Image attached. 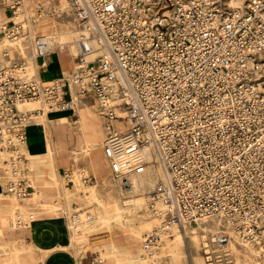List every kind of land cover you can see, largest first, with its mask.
I'll list each match as a JSON object with an SVG mask.
<instances>
[{"label": "built area", "instance_id": "1", "mask_svg": "<svg viewBox=\"0 0 264 264\" xmlns=\"http://www.w3.org/2000/svg\"><path fill=\"white\" fill-rule=\"evenodd\" d=\"M34 1L31 22L49 5ZM65 1L81 28L77 54L68 74L44 82L30 71V60L46 56L50 42L37 35L30 55L2 46L30 29L18 21L25 0H0L6 14L0 25L3 190L18 199L34 193L21 166L22 146L27 124L45 108L18 104L41 100L66 108L92 91L111 174L128 185L150 162L145 147L165 171L148 203L165 217L143 233L142 255L153 257L152 247L172 223L212 217L244 242L264 246V0H233L234 7L228 0ZM69 80L77 86L74 97L65 95ZM64 177L73 183L68 169ZM81 218L77 210L71 221ZM9 222L27 225L21 215ZM208 240L222 247L229 236L214 233ZM204 254L209 264H234L228 253ZM94 259L91 264H102Z\"/></svg>", "mask_w": 264, "mask_h": 264}, {"label": "bare ground", "instance_id": "2", "mask_svg": "<svg viewBox=\"0 0 264 264\" xmlns=\"http://www.w3.org/2000/svg\"><path fill=\"white\" fill-rule=\"evenodd\" d=\"M44 1H45V3H49V4L52 3L53 4L54 11H55L54 14H55V18H56L55 20H51L50 18L45 17L43 19L41 25H40V31L39 32L42 34H39V35H44L46 37V39L51 44V49H50L49 53L47 54V56H49L50 53L55 54L56 52L57 53L58 52L59 53L67 52L68 54H71V56H72L71 62H73V58L77 54L76 41H77V39L81 33V28L77 24L78 28L76 27V29H75V25L73 24L74 18L70 14V12L68 11L67 3L65 0H60V3H57V4L53 0H44ZM227 4L229 7H234L238 4V2L233 1V0L232 1L228 0ZM0 5H1V3H0ZM34 6H35L34 0H25L23 10H21L22 12L19 13V16H18V17L22 16V18L18 21H21L23 25L26 22H27V24L32 23V22L30 23V21H29V15H30V13L32 15L33 10H34ZM23 17L25 19H23ZM38 21H40V20H38ZM28 35H30L31 37H34L32 44H31L32 45V52H33L36 35L32 29V26H31V32ZM28 35L21 36L17 40L3 42V43H1V45L2 46L3 45L8 46L10 49H11V47L15 48L11 44L19 42L22 38L27 37ZM93 43L95 44V41ZM101 51H102L101 49H98L97 53L93 54L91 56V58H94L95 55L99 54ZM38 57H41V56L33 55L31 57L30 71L34 72L35 75L39 79L47 80V78H44V76L50 71L51 68H50V66L49 67L48 66H41V65L36 66V62H34V59L38 58ZM41 58L43 60V57H41ZM42 63L45 64L44 61ZM34 64H35V67H34ZM51 66H52V64H51ZM39 67L40 68L42 67V68L39 69ZM37 73H38V75H37ZM49 78H51V77H49ZM44 82H49V81H44ZM64 87L66 90V93H65L66 97H74L73 89H75V91H76L77 86L75 84H73L72 81L69 80V82H66L64 84ZM77 101H78V97H75L73 104L70 107H66V108H49V107L45 106L41 100L22 101L18 104V107L20 109H27V108H34V107L43 106L45 108L44 114L38 120L42 119L47 114V118L45 117L44 119L38 121V124L36 123V125H38V130H37V133L35 134V136L33 138V141H34V144L36 146H38V147L44 146L45 147V156H44L43 161L49 162L51 171L54 174V176H52V177H55V179L53 178V181H48L47 178L51 175L47 174V172L43 169L42 164L40 165V167L37 168V171H36L37 176L35 177V181L38 183L34 182L32 179H30L27 176L31 180L32 184L37 188L36 193L38 196H37L36 201L38 203L41 202V204H45V205H48L50 207V210L43 212L42 214H39V215H34L33 219H40L43 217H47V216L56 214L59 211L58 209H63V207L60 206L59 204L45 202L44 200H42V198H41L42 195L40 194L41 193L40 189H42L44 187L49 188V187H59L60 186L59 189L63 188V182L58 179L55 162H58V163L59 162H67L71 159H73L74 162H77L81 155H87L91 159L90 160L91 163H93V165L97 169H99L101 166V159H103L102 157L104 155V154H102L103 134L95 126L96 119H97L96 118L97 117L96 105L95 104H88L86 101L82 100L81 105H79V107L76 109V111L80 114L79 118H77L75 120H71V121H66V119H61L58 116V114L69 113L71 111H68V110L75 109L77 106ZM52 114H56V116L52 117L49 120L48 117L51 116ZM98 115H99V113H98ZM34 120H36V119H34ZM34 120L30 121L26 126L27 137H26V141L24 143V145H25L24 153H25L26 160H27L26 163L30 169H31V167H33L34 163L36 162L35 158H33L34 154L32 152H30L31 150H29V148L31 146V145L29 146V144H30L29 142H31V140L29 142H27L28 139L32 138V137H30V138L28 137V131H29L28 127ZM71 125H75V128L72 127ZM23 146H22V149H23ZM31 147L33 150L34 145ZM34 153H35V151H34ZM144 154L147 156V158L150 161L148 163L145 171L143 173L134 174V175L130 176L128 179V185H126V186L120 185L123 193H125L124 199L122 197V192L120 190H118L116 187L118 178L114 177V181L111 179L110 176L102 179V183L106 186V188L107 187H113V186L115 187V191H116L115 196H116V199L118 200L117 206L120 208V210L122 212H127L128 214H133L134 209L138 208L144 202H147L146 205L148 207V205H149L148 203L153 197V191H154V188H155L157 182L159 180L165 178V171H164L163 166L161 165V162L159 160L157 153L151 147H145L144 148ZM104 157H106V156L104 155ZM24 158L22 161H24ZM106 159H107V157L105 158V160ZM106 162L108 165V163H109L108 159L106 160ZM85 175H86L85 173H81V181L83 182V184L82 183L81 184L86 185L84 190H87V192L92 190L91 191V195H92V192L96 190L97 186L84 184L85 183V181H84ZM119 182H120V180H119ZM153 185H154V187H153ZM34 197H35V190H34L33 196L31 195L30 197H28V199H30V201H32L34 199ZM95 200H96V198H95ZM10 201L12 202L11 211H13L16 208V206L20 207V209H21L22 204H16L13 201V199ZM78 204H80V203L74 202L72 204L73 208H75V212H76L77 208H78V210H79V208H81V206L77 207ZM83 204H81V205H83ZM148 212L151 215L160 219L161 222L163 221V219L165 217V213H163V212H151L149 210V208H148ZM23 214H24L23 218L27 222V214L25 212ZM73 214H74V212L71 214V217ZM111 216L112 215H110V214H105L103 216H100V220L101 221L104 220L107 222V221H109V218ZM71 217H70V220H71ZM84 217H86V215ZM15 218L16 217H14L13 219H9V221L14 220ZM111 218H113V217H111ZM115 218H118V214L115 215ZM115 218H113V219H115ZM9 221H8V223H9L10 228L12 230H14V228L18 226L17 223L14 222V224H13V223H10ZM210 221L215 222L216 227L213 225H212V227H208L207 225L210 223ZM82 222H84V221L77 222V223L75 222L76 226L77 227L80 226L82 224ZM103 222H101V223H103ZM161 222L159 223V225L161 224ZM159 225H157L153 229L157 228ZM3 226L4 225L0 221V230L2 231V233L4 235V234H6V232H4ZM189 226H191V227L194 226V230L189 228ZM30 227H31V223H29V228ZM153 229H151V230H153ZM197 230H199V234L197 232H195ZM115 232H116V230L115 231H109V230L107 231L108 235H112ZM123 233L128 235L133 240H139L138 238H141V236L138 234L131 235V233L124 231V230H123ZM214 233H225V234H227L229 236L228 243L223 245L222 247L217 245V244L210 243L208 240V237ZM164 234H165L164 238H166V235H168L169 237L176 238L178 241H181L184 244V247L186 248L187 253L191 254L193 264H197V258L194 255V252L197 254H200L199 253V251H200L199 250L200 249L199 241H200V246L202 248L203 253H207V252L228 253L233 258L234 264H236V258H235V254H234L235 252L233 250V246H235V244H238V245L241 244L244 248H249V249L250 248H252V249L258 248L260 253H264V246H262L260 244L256 245V244H249L247 242H244L241 239V237L231 228V226L229 224L223 222L221 219H219L217 217L203 218V219L197 220V222H184V223H176L175 222V223H172L168 227V229L164 232ZM70 238H71L72 242H74V240L76 239L75 237H73L71 235H70ZM160 244H161V242H160ZM189 244L192 246L194 252L191 250V247ZM156 245L157 244H155L152 247L151 253L153 252V249L156 247ZM63 246H66V245H63ZM19 251H20L19 253H15L16 254V264H22V259H21L20 254L26 252V250H24V249H20ZM140 257L142 260L151 259V258H147L146 256L142 255V249H141ZM204 257H205V261L207 262L205 254H204ZM154 258H157V259L154 260ZM159 259H160V256L158 254H156L155 257H153L152 261H150V264H160ZM167 264H173V263L167 262ZM182 264H189V263L183 262ZM207 264H209V263L207 262ZM256 264H264V260L263 261H256Z\"/></svg>", "mask_w": 264, "mask_h": 264}, {"label": "rangeland", "instance_id": "3", "mask_svg": "<svg viewBox=\"0 0 264 264\" xmlns=\"http://www.w3.org/2000/svg\"><path fill=\"white\" fill-rule=\"evenodd\" d=\"M53 1L56 2V4L60 3V0H53ZM51 4L47 5L48 8H47V12L45 14L46 16L44 15L42 18H39L38 20H40V21H38V20L34 21V22L32 21V23H31V20H30L31 24H28V26H27V27H29L30 32H31V26H32V29H33L35 35H38L40 33L39 32L40 31V25H41V23L45 17L46 18L48 17L51 20L56 19L55 14H54L55 13L54 6H53V4L52 5ZM0 7L3 8L1 5H0ZM30 15H31V13H30ZM5 16H6V14H5ZM21 18H22V16L18 17L19 20ZM73 24L75 25V29H76V27L78 28L77 23L74 19H73ZM30 32H29V34H30ZM28 36L22 38L17 43L11 44L15 47V48L11 47V51L14 53H23V54L27 53L30 55L32 53V45H31V43H29L27 41ZM0 47H2V46H0ZM68 56H69V58H72L71 54H68ZM34 67H35V64H34ZM37 75H38V73H37ZM49 80L50 79H47L45 81H49ZM85 99H86V102L88 104L97 105V102L94 99V95H93L92 91H89V93L86 95ZM96 108H97V106H96ZM69 115H70L69 116L70 120H73V119H76L79 117L78 113H75V112L70 113ZM97 115H98V112H97ZM38 119L34 120L31 123V125L29 126L28 137L29 138L32 137V138L27 140V142H29L31 140V142H29L30 143L29 146L34 145L33 150H32L31 146H30L29 150H31L30 152H32L34 154L33 158H35L36 162L34 163L33 167H31V169H30L29 166H27L26 156L24 155L25 158H24V161L21 162V166H22V168H24L26 170L25 171L26 176H28L30 179H32L34 182H36L35 181V177L37 176L36 171H37V168L40 167V165L42 164L43 169L47 172V174L51 175L47 178L48 181H53V178L55 179V177H52V176H54V174L51 171L49 162L43 161L44 156H45V147L44 146L38 147L34 144V141H33V138H34V136L38 130V125H36V123L38 124V121H39ZM100 119H101V121L99 119H97L96 123H95V126L98 129H101L102 127H104V126H102L103 120L101 117H100ZM71 126L75 128V125H71ZM23 151H25V145L23 146ZM34 151H35V153H34ZM102 154H104L103 149H102ZM102 158L103 159H101V166L99 169H97L93 165V163H91V161H90L91 159L87 155H81L77 162H74L73 159H71L67 162H59V163L55 162L58 179L63 182V188L59 189L60 186L59 187H49V188L44 187V188L40 189V192H41L40 194L42 195L41 198H42V200L47 201V202H59V205L62 206L63 209H58L59 211L53 215H57V214L61 213L64 215V217H67V215H70L73 212H75V208L71 207L72 202L80 203L77 205V207L81 206V208H79V211L80 212L82 211L81 212V215H82L81 219H84V220L88 219L89 220L90 218H87L84 216L86 215V211L90 210L92 213L91 218L95 219L94 223H96V225H95L96 228H98L101 224L103 225L101 227L102 229L89 231L85 235L86 237H84V238H88V240H87L88 245L86 247H85L84 243L80 242L79 244H77V250L74 251V253H75V256L77 257V259L79 261H81V264H85V260L90 261L89 264H91V261L95 260L94 258H96V257H99L102 260V264H114L111 256L115 255L116 254L115 252L118 251V245L125 243V241L126 242H128V241L133 242L134 241V243H135L134 247H136L137 249H136L135 253L133 254L134 258H132V261H131V264H132V263H134V260H136V259L139 260V255L141 253V240H142L143 233L150 231L151 229H153L154 227L159 225V223L161 221H160V219L151 215L148 212V208L151 212H153V211L149 206L147 207V205H146L147 202H144L138 208H135L133 214H128L127 212H122L120 210V208L117 206L118 200L116 199V196H115V193H116L115 187L112 185L113 187H107L106 188V186L102 183V179H104L108 176H110L111 179L114 181V176L110 172L109 163H108V168H107V166L105 164L104 156ZM64 169H68L71 172L73 183L67 182L66 178L64 177ZM81 173H85L86 175L90 176V180L87 182L85 181L84 184H89V185H95L96 184V186H97L96 190L92 192V195H91L92 190H90L88 192H87V190H84L86 185H82L83 182L81 181ZM74 178H77V179H75V182H77V180H79L80 184L81 183L82 184L79 185L77 182L76 184H78V187H76V185L74 184ZM5 180H6V178L4 176V172H3L1 165H0V221L4 225L3 226L4 232H6V234L3 235L2 231L0 230V261H1L0 264H15L14 260H13L14 257L16 256L15 253L20 252V251H18V249H24L25 250V248L22 246H19V244H15V242H12V240L14 239L15 234H21L24 231H27V229H29V224L26 226H22V227L17 226L14 228V230H12L9 226V223H8L9 219H13L17 215H21V214H22L21 216L24 217L23 216L24 212L25 213L28 212L29 215H32V216L39 215V214H42L43 212L50 210V207L48 205L41 204V202L38 203L37 201H35L34 204L30 203L27 207H25V209L27 211H22L20 209V207L16 206V208L13 211L7 213V216H6V214L4 213V210L7 211V209L9 208L8 206L10 205V203H9V205L6 203L7 200L13 199V201L16 204L26 205V204H28V202H30V199H28V198L18 199L15 196L6 193L3 190L4 185H5ZM36 183H38V182H36ZM120 185L122 186L121 182H119V180L117 179V186L116 187L118 190H120L122 192V197L124 199L125 193H123ZM154 185H153V187H154ZM34 188H35V190L37 189L35 186H34ZM76 188L79 191V193H77L78 195L73 196V197L68 196L70 190L74 191V190H76ZM79 188L82 191V195L80 194L81 192H80ZM53 192H56V193H53ZM66 194H67V196H66ZM75 198H77V200H75ZM95 198H96V200H95ZM93 199L95 201L92 202ZM55 200H58V201H55ZM82 200L85 202L83 205H81ZM96 202H99L100 205L101 204L102 205L98 207L97 206L98 203H96ZM4 207L6 209H4ZM41 208H45L46 210H41ZM84 209H86V211H84ZM77 210H78V208L76 209V211ZM105 214H110V215H112L111 217H113V218H115V215L118 214V218L113 219L110 217L109 221L106 222L103 220L104 221L103 222L100 220V216H103ZM120 221H123L124 225L122 224L121 226H117V225H119V223H122ZM101 222H103L104 224ZM212 225L216 227V223L211 222V221L207 226L212 227ZM72 227H77L76 223H74V225H72ZM189 228L194 230V226L193 227L189 226ZM108 230L109 231H115L116 230V232L113 233L112 235H108V233H107ZM123 230L127 231L129 233H132V234H138L141 236V238L139 240H133L128 235L123 233ZM94 232H96V233H94ZM103 232L105 234V237H103ZM195 232H197L199 234V230H197ZM164 236H165V234L163 233L161 236L162 239L159 240V242L157 243L156 247L153 249V252H152L153 257H155L156 254H158L160 256V259H159L160 264H167V262H171L173 264H182L183 262L193 264L191 254L187 253L186 248L184 247V244L181 241H178L174 237H169L168 235H166V238H164ZM160 242H161V244H160ZM108 245L111 246L110 248H111L113 253L108 252V250H109ZM190 247H191V250L194 252L191 245H190ZM199 247H200V249H199L200 254H197L194 252V255L197 258V264H207V262L205 261L204 253H203L202 248L200 246V241H199ZM233 250L235 252L234 254H235V258H236V264H256V261H263L264 260V253H260L258 248H253V249L250 248L249 249V248H244L241 244L240 245L235 244V246H233ZM36 253H37V249H35V247L30 253H21L20 256L22 259V264H29V263L30 264H39L41 261H43L45 254L42 252V255H37ZM118 257L121 259L126 258L127 254L123 250H120L118 252ZM153 257L151 259H148V260H143V261L141 260V262H143L141 264H150V261H152ZM155 259H157V258H154V260Z\"/></svg>", "mask_w": 264, "mask_h": 264}, {"label": "crops", "instance_id": "4", "mask_svg": "<svg viewBox=\"0 0 264 264\" xmlns=\"http://www.w3.org/2000/svg\"><path fill=\"white\" fill-rule=\"evenodd\" d=\"M5 19H6L5 10L0 7V25L3 23V21ZM23 19H24V17H23ZM39 34H42V33H39ZM33 39H34V37H31L29 35L27 41L32 44ZM43 61L45 62V64L42 63ZM34 62H36V66L37 65L48 66V67L50 66V68H51L50 71L44 76V78H47L50 80L53 78L62 76L64 73L68 74L71 71L72 66H73V62H71V58H69L67 52H61V53L56 52L55 54L50 53L49 56H47V55L43 56V60L41 57L35 58ZM51 64L53 67L51 66ZM41 68L39 67V69H41ZM49 77H51V78H49ZM40 80H42V79H40ZM42 81H45V80H42ZM74 93H75V89H73V94ZM82 100L86 101L85 97H78L77 106L75 109L68 110V111H71L69 113L58 114V116L61 119H66V121H71L69 119V116H70L69 114L73 113V112L78 113L76 111V109L79 107V105H81ZM96 111H97V108H96ZM78 115L80 117L79 113H78ZM55 116H56V114H52L48 118L50 120L52 117H55ZM45 117L47 118V114L42 119H44ZM96 118L101 121L100 115H97ZM42 119H40V120H42ZM73 120H75V119H73ZM99 130L103 134V140L102 141H104L105 129H104V127H102ZM102 147H103V145H102ZM104 159H105V157H104ZM105 164L108 168L106 160H105ZM75 179H77V178H74V184L77 187L78 184H76L77 182H75ZM77 181H78L79 185H81L79 180H77ZM34 190H35V188H34ZM79 190L81 192L80 194L82 195V191L80 188H79ZM53 193H56V192H53ZM77 193H79V191L77 189H76V191L70 190L68 196L73 197V196L78 195ZM37 196L38 195H37L36 190H35L34 199L32 201L28 202V204L22 205L23 208H21V209L23 211H27L25 209V207H27L30 203L34 204L36 199H37ZM66 196H67V194H66ZM75 200H77V198H75ZM55 201H58V200H55ZM93 201L94 200H92V202ZM45 202H47V201H45ZM6 203L8 205L10 203L7 211L4 210V213L7 216V213L11 212L12 202L10 200H7ZM48 203L59 204V202H48ZM73 203L74 202L71 203L72 208H73V206H72ZM83 203H84V201H81V204H83ZM96 203H98L97 204L98 207L102 205V204L100 205L99 202H96ZM4 209H6V208L4 207ZM41 210H46V209L41 208ZM26 214H27V225L29 223H31V227L29 229H27V231H24L21 234H15L12 242H15V244H19V246L24 247L26 250V252H24V253H30L34 249V247H35V249H37V253H36L37 255H42V252H43L45 254L44 260L41 261L39 264H81V261H79L77 259V257L75 256V253H74V251L77 250V244H79L81 242V243H84V245L86 247L88 245V243H87L88 238H84V237H86L85 235L89 231L102 229L101 227L103 226L101 224V226H99L98 228H95L96 227L95 226L96 223H94L95 219L90 218L89 220L88 219H85V220L82 219L81 221H84V222H82V224L79 226L80 228L79 227L78 228L72 227V225H74V223H72L70 221L71 214L67 215V217H64V215L60 213L57 215H51V216L43 217L40 219H33L34 216L29 215L28 212H26ZM81 221H79V222H81ZM120 222H122V223H119L118 226H121L123 224V221H120ZM94 233H96V232H94ZM70 235L76 238L74 240V242L71 241ZM131 235H133V234L131 233ZM103 237H105L104 232H103ZM138 239H140V238H138ZM63 245H66V246H63ZM134 246H135L134 241L133 242H131V241L126 242L125 241V243L119 244L118 245V251L115 252L116 253L115 255L111 256L113 263L114 264H131L132 258H134L133 254L135 253V251L137 249ZM110 247L111 246L108 245V248H109L108 252L113 253ZM19 250L20 249H18V251ZM120 250H123L127 254L126 258L121 259L118 257V252ZM13 260H14V263L16 264V256L14 257ZM136 260H134V263H132V264L143 263V262H141L142 259H141L140 255H139L140 261L139 260L136 261ZM89 263H90V261L85 260V264H89Z\"/></svg>", "mask_w": 264, "mask_h": 264}]
</instances>
